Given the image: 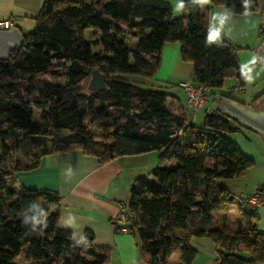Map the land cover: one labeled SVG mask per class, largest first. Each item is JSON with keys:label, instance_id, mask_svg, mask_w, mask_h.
Returning a JSON list of instances; mask_svg holds the SVG:
<instances>
[{"label": "trees", "instance_id": "obj_1", "mask_svg": "<svg viewBox=\"0 0 264 264\" xmlns=\"http://www.w3.org/2000/svg\"><path fill=\"white\" fill-rule=\"evenodd\" d=\"M210 4L232 15L257 10V0ZM211 6L184 0L179 18H173L167 0L42 4L33 31L22 34V46L0 62V264H15L21 253L25 264L109 262L111 249L93 245L91 234L77 245L71 232L59 227L56 192L14 185V174L35 169L42 157L74 150L100 165L150 152L159 153L158 164L176 161L175 168L150 172L158 186L136 178L128 204L119 203L144 264H168L176 250L180 264H192V237L213 242L215 264H264V233L257 229L256 209L247 204L250 196L233 233L212 223L211 213L228 209L235 198L212 182L241 178L253 166L223 135L242 127L218 107L202 113L200 126L188 122L184 113L171 112L169 95L143 81L156 75L162 47L179 43L181 60L193 67V84L217 90L235 77L244 87L238 48L209 28ZM86 30L94 31L93 42L85 40ZM94 70L105 77L103 92L83 88ZM45 76L65 83L53 84ZM33 109L40 111L36 123ZM21 146L25 165L17 157ZM257 190L263 194L264 187Z\"/></svg>", "mask_w": 264, "mask_h": 264}, {"label": "crops", "instance_id": "obj_2", "mask_svg": "<svg viewBox=\"0 0 264 264\" xmlns=\"http://www.w3.org/2000/svg\"><path fill=\"white\" fill-rule=\"evenodd\" d=\"M45 1L47 0H0V22L11 20L12 28L18 29L21 34L30 33L35 27L34 18ZM76 1L92 2V0ZM167 1L171 6L172 15L180 13L179 5L184 0ZM185 1L211 6L210 0ZM208 25L212 31L222 35L238 48L239 66L242 56L247 66L264 69V0H257L255 12L244 15H232L220 5L211 6ZM160 56L161 63L156 75L151 80H143L144 83L151 89L170 96L167 106L173 114L184 113L188 122L196 124L197 114H193L187 107L184 92L179 86L184 80H192V65L181 60L179 43L165 44ZM242 76L245 77L243 74ZM232 79L236 78L226 80ZM225 81L221 89L209 90L211 111L219 108L221 96H227L250 108L259 109L261 104H264L262 101L264 74L252 84L253 92L245 97L247 85L244 80V87L239 89L240 96L243 97L239 99L234 98V89L224 90ZM259 88H263L262 92ZM143 155L119 157L100 165L94 157L85 155L80 150L51 154L42 157L35 169L19 171L12 178L16 187L52 191L60 196L59 227L71 232L72 243L83 245L85 236L91 234L93 245L111 249L107 264H140L137 242L128 232V224L122 215L124 213L119 203L128 204L130 187L139 176L137 171L125 165ZM23 156L25 157V151ZM255 186L257 189L264 187L258 182ZM228 212L229 208L214 210L211 213L212 223L218 227H225L229 233H233L240 215L231 218ZM253 214L258 219L257 229L264 233V203ZM115 228L119 231L116 232ZM189 244L196 251L192 264H215L216 251L212 241L207 238L192 237L189 239ZM173 255H178V261L174 260V264H180L179 251H174L171 256ZM237 255L244 259L248 257L244 253Z\"/></svg>", "mask_w": 264, "mask_h": 264}, {"label": "rangeland", "instance_id": "obj_3", "mask_svg": "<svg viewBox=\"0 0 264 264\" xmlns=\"http://www.w3.org/2000/svg\"><path fill=\"white\" fill-rule=\"evenodd\" d=\"M181 13H177L172 15L173 18H179ZM94 31L93 30H86L84 34V38L87 41L93 42L96 37H94ZM97 50V49H95ZM240 67L241 72L245 76L243 80L246 82V90L244 93V97L251 94L253 92L252 84L257 82L258 79H260L264 74V69L256 68L255 66H247V62L244 60L242 56H240ZM45 79L50 80L53 84H59L63 85L65 82L60 80H52L49 77L45 76L43 77ZM88 82L83 84V88L86 90ZM234 89V98L239 99L240 96L239 93V83L237 79L232 80H226L224 90L226 89ZM242 89V88H241ZM259 90L262 92L263 88H259ZM249 105V104H248ZM264 104H261V108H263ZM212 110L213 107L211 106ZM201 117L202 114L198 113L196 115V125L200 126L201 124ZM40 119V111L38 109H33V118L32 121L36 123ZM92 130H94V126L90 127ZM228 140L234 142L238 149L241 151V153L253 161V166L248 169L241 178L234 179V180H223V179H216L212 182L213 185H220L223 187H226L228 190H230L235 198L233 200V204L229 203V216L231 218L236 217L240 214V209L247 210L245 200L255 192L257 189L255 184L262 183L264 186V140L256 133L247 130L245 128H240V131L237 133H228L223 134ZM23 147H20L18 150V160L21 165L25 164V157L23 156ZM158 152H150L147 153L141 157H138L137 159H133L131 162L126 163V167H128L131 170L137 171L139 176L138 177H146L148 182L153 186H158L156 181L149 176V172L152 169H155L156 167H161L165 169L169 168H175L177 163L175 160H170L168 162H165L164 164H158ZM149 169V167H151ZM2 168H9V166H2ZM149 169V170H148ZM137 177V178H138ZM250 194V195H249ZM24 251V250H23ZM143 255L140 252V249H138V260L140 261V264H144ZM174 260L176 262L178 261V255L171 256L168 261L169 264H174ZM15 264H24V254L21 253V255L17 258V260L14 262Z\"/></svg>", "mask_w": 264, "mask_h": 264}, {"label": "water", "instance_id": "obj_4", "mask_svg": "<svg viewBox=\"0 0 264 264\" xmlns=\"http://www.w3.org/2000/svg\"><path fill=\"white\" fill-rule=\"evenodd\" d=\"M22 34L16 28L0 31V62H7L9 55L22 46ZM106 89L105 77L97 70L90 74L86 90L90 93L103 92ZM264 103V91L262 96ZM219 110L228 119L235 121L240 127L258 134L264 140V106L263 108L245 107L233 100H223Z\"/></svg>", "mask_w": 264, "mask_h": 264}, {"label": "built area", "instance_id": "obj_5", "mask_svg": "<svg viewBox=\"0 0 264 264\" xmlns=\"http://www.w3.org/2000/svg\"><path fill=\"white\" fill-rule=\"evenodd\" d=\"M2 30H9L12 28V21L5 20L0 22ZM180 88L184 92L186 104L189 110L193 114L198 113H210L212 112L209 107L210 92L207 87L198 86L192 83L190 80H184L179 84ZM264 203L263 194L257 189L247 200V204L250 209L260 208Z\"/></svg>", "mask_w": 264, "mask_h": 264}]
</instances>
